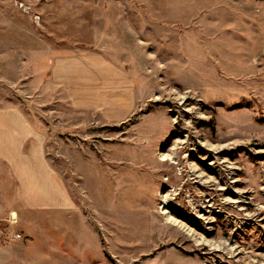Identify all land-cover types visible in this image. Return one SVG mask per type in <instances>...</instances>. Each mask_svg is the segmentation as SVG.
<instances>
[{
  "label": "rangeland",
  "instance_id": "1",
  "mask_svg": "<svg viewBox=\"0 0 264 264\" xmlns=\"http://www.w3.org/2000/svg\"><path fill=\"white\" fill-rule=\"evenodd\" d=\"M5 107L66 203L2 171L0 264H264V0H0Z\"/></svg>",
  "mask_w": 264,
  "mask_h": 264
},
{
  "label": "crops",
  "instance_id": "2",
  "mask_svg": "<svg viewBox=\"0 0 264 264\" xmlns=\"http://www.w3.org/2000/svg\"><path fill=\"white\" fill-rule=\"evenodd\" d=\"M79 55L58 57L53 68L56 71L54 75L56 81H64L69 76L75 77L74 72L80 70L77 59ZM32 136H34V130L18 108H0V190L4 183L1 180L2 171L7 170L9 173H3V176L10 177L14 184H18L23 201L29 207L64 206L66 203L64 185L53 172L52 166L42 152L34 147L33 143H38V138L35 142H27ZM27 144L29 146L26 148ZM11 212H16L13 215H18L17 211L11 210ZM16 219L13 218L14 221ZM9 237L17 239L15 233Z\"/></svg>",
  "mask_w": 264,
  "mask_h": 264
},
{
  "label": "bare ground",
  "instance_id": "3",
  "mask_svg": "<svg viewBox=\"0 0 264 264\" xmlns=\"http://www.w3.org/2000/svg\"><path fill=\"white\" fill-rule=\"evenodd\" d=\"M169 157H170V156H168V155H166V154H161V157H160L161 159H160V160L165 161V160H168ZM167 211H168L167 209L164 210L165 213H166ZM167 219L170 220V221L174 220V219H171L169 216H167Z\"/></svg>",
  "mask_w": 264,
  "mask_h": 264
},
{
  "label": "built area",
  "instance_id": "4",
  "mask_svg": "<svg viewBox=\"0 0 264 264\" xmlns=\"http://www.w3.org/2000/svg\"><path fill=\"white\" fill-rule=\"evenodd\" d=\"M22 5H23V4H22ZM20 235H21V234H19V233H18V234H16V236H17V237H20Z\"/></svg>",
  "mask_w": 264,
  "mask_h": 264
}]
</instances>
